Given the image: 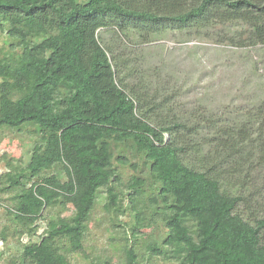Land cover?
I'll return each mask as SVG.
<instances>
[{"label": "trees", "instance_id": "obj_1", "mask_svg": "<svg viewBox=\"0 0 264 264\" xmlns=\"http://www.w3.org/2000/svg\"><path fill=\"white\" fill-rule=\"evenodd\" d=\"M213 16L247 27L230 43L264 46V0H0V131L35 138L0 164V239H28L6 264H140L131 243L154 225L162 264H264V99L234 121L177 111L99 36L148 42ZM98 205L119 245L104 257L86 252Z\"/></svg>", "mask_w": 264, "mask_h": 264}, {"label": "rangeland", "instance_id": "obj_2", "mask_svg": "<svg viewBox=\"0 0 264 264\" xmlns=\"http://www.w3.org/2000/svg\"><path fill=\"white\" fill-rule=\"evenodd\" d=\"M211 22L213 24L200 30L170 29L155 35L145 34L148 42L140 34L132 31L130 34H118V30L113 28L101 30L99 36L102 44L114 47L116 55H130L132 61L128 68L136 70L131 82L141 83L149 93H156L160 100L169 97L170 108L187 114L197 111L223 114L224 119L234 121L239 119L240 112L256 108L264 99V46L239 47L236 36L245 32L247 27L220 23L218 16H213ZM231 37H235V43L227 40ZM5 40L6 37L0 34V47ZM33 129L28 126L20 133L10 129L0 131V164L7 160L17 162L25 156L35 140L28 134ZM56 171L63 179L62 172ZM26 178L28 183L33 180L29 176ZM60 210L56 203L45 213L48 215ZM73 213L71 208L62 210L64 217H71ZM93 220L86 252L92 257L109 256L119 245L108 241L112 235L108 221L102 219L101 205L97 206ZM5 225L12 227L0 207V230ZM163 232L160 226L154 225L141 239L132 241L140 264H162L147 254L146 246ZM27 240V237L11 232L2 236L0 264L14 263ZM74 258L81 264L87 263L81 257Z\"/></svg>", "mask_w": 264, "mask_h": 264}]
</instances>
